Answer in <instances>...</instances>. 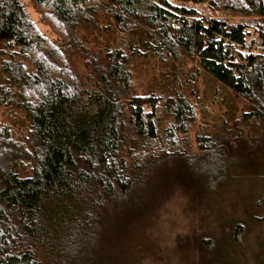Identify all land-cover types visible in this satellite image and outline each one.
<instances>
[{
  "label": "trees",
  "instance_id": "trees-1",
  "mask_svg": "<svg viewBox=\"0 0 264 264\" xmlns=\"http://www.w3.org/2000/svg\"><path fill=\"white\" fill-rule=\"evenodd\" d=\"M173 1L0 0V264H44L81 231L109 232L112 244L120 227L106 229L107 214L124 210L157 157H186L179 147L199 118L185 77L142 96L133 57L161 69L194 60L264 115V0ZM247 42L260 53L240 52ZM196 136L209 162L233 146Z\"/></svg>",
  "mask_w": 264,
  "mask_h": 264
},
{
  "label": "rangeland",
  "instance_id": "rangeland-1",
  "mask_svg": "<svg viewBox=\"0 0 264 264\" xmlns=\"http://www.w3.org/2000/svg\"><path fill=\"white\" fill-rule=\"evenodd\" d=\"M29 13L51 37L31 8ZM249 36L258 38L254 30ZM131 61L135 92L142 96L168 95L175 80L185 77L181 90L192 96L199 118L179 147L187 155L157 157L149 175L139 177L134 192L120 199L124 210L107 214L106 229L109 222L120 227L112 244L109 232L81 231L78 245L49 247L44 264H264V115L256 118L251 102L199 74L194 60L162 69L150 56ZM163 129L164 124L160 133ZM218 133L233 146L209 162L196 135L208 139ZM238 228L240 239L233 242Z\"/></svg>",
  "mask_w": 264,
  "mask_h": 264
},
{
  "label": "built area",
  "instance_id": "built-area-1",
  "mask_svg": "<svg viewBox=\"0 0 264 264\" xmlns=\"http://www.w3.org/2000/svg\"><path fill=\"white\" fill-rule=\"evenodd\" d=\"M246 50H249L252 54H258L262 50L260 46H253L251 43H246L244 46Z\"/></svg>",
  "mask_w": 264,
  "mask_h": 264
}]
</instances>
